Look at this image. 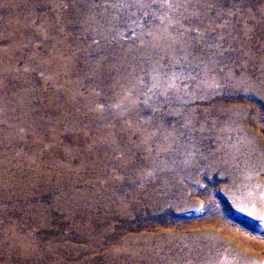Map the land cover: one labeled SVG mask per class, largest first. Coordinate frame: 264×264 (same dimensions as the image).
<instances>
[{"label":"rangeland","instance_id":"374dc122","mask_svg":"<svg viewBox=\"0 0 264 264\" xmlns=\"http://www.w3.org/2000/svg\"><path fill=\"white\" fill-rule=\"evenodd\" d=\"M0 159V264H264V0H0Z\"/></svg>","mask_w":264,"mask_h":264},{"label":"bare ground","instance_id":"6f19581e","mask_svg":"<svg viewBox=\"0 0 264 264\" xmlns=\"http://www.w3.org/2000/svg\"><path fill=\"white\" fill-rule=\"evenodd\" d=\"M59 74H60V73H59ZM19 125H21V122L18 121V122L15 123V125L13 126V128L16 130V128H18ZM0 160H1V159H0ZM9 160H10V159H5V160L2 161V162L5 163V164H7V163H9ZM10 161H11V160H10ZM20 161H21V162H22V161H25V162H22V164H25V165H26V163H28L27 165H29V163H30V162H26V160H22V159H21ZM47 161L50 162L49 160H47ZM2 162H1V163H2ZM37 162H38V161H37ZM45 162H46V161H45ZM1 163H0V165H1ZM19 163H20V162H19ZM31 163H32V162H31ZM43 163H44V162H43ZM46 163H47V162H46ZM9 164H10V163H9ZM10 165H11V164H10ZM38 165H40V163H39ZM1 166H2V165H1ZM36 166H37V165H36ZM49 166H50V164H49ZM22 167H23V166H22ZM27 167H28V166H27ZM46 167H48V166H46ZM2 168H3V167H2ZM18 168H20V167H18ZM30 168H31V167H30ZM0 169H1V168H0ZM4 169H7V168H4ZM28 169H29V168H28ZM37 169H38V168H37ZM21 170H22V169H21ZM21 170H20V171H21ZM41 170H42V169H41ZM41 170H38V171L40 172ZM46 170H47V169H46ZM56 170H57V169H56ZM18 171H19V170H18ZM48 171H49V169H48ZM5 172L8 173V169H7V171H5ZM23 172H24V171H23ZM25 172H26V171H25ZM43 172H44V171H43ZM3 173H4V172H3L2 170H0V174H3ZM20 173H21V172H20ZM26 173H27V172H26ZM29 173H30V172H29ZM29 173H28V174H29ZM32 173H33V172H32ZM9 174H10V172H9ZM24 174H25V173H24ZM24 174H22V175H24ZM34 174H35V173H34ZM38 174H39V173H38ZM18 175H20V174H18ZM18 175H17V176H18ZM30 175H31V174H30ZM32 175H33V174H32ZM32 175H31V176H32ZM35 175H36V174H35ZM6 176H7V175H6ZM25 176H26V175H25ZM39 176H40V175H39ZM8 177H10V176H8ZM8 177H7V179H9ZM28 177H29V176H28ZM40 177H41V176H40ZM61 177H62V176H61ZM4 178H5V177H4ZM34 178H35V177H34ZM47 178H48V177H47ZM47 178H46V179H47ZM0 179H1V178H0ZM24 179H25V178H24ZM43 179H44V178H43ZM51 179H53V178H51ZM51 179H50V180H51ZM57 180H59V179L57 178ZM57 180H55V181H57ZM5 181H6V180H5ZM16 181H18V180H16ZM19 181H20V180H19ZM30 182H32V181H30ZM45 182H46V181H45ZM59 182H60V181H59ZM59 182H57V183H59ZM2 183H3V182H2ZM4 183H5V182H4ZM17 183H18V182L9 181V185H14V184L16 185ZM41 183H42V182H41ZM48 183H49V182H48ZM55 183H56V182H55ZM22 184H23V183H22ZM33 184H34V183H33ZM35 184H36V183H35ZM4 185H5V184H4ZM20 185H21V184H20ZM23 185H25V184H23ZM31 185H32V184H31ZM72 185H74V184H72ZM6 186H7V185H6ZM35 186H36V185H35ZM70 186H71V185H70ZM0 187H2V186L0 185ZM14 187H15V186H14ZM39 187H40V186H39ZM47 187H48V186H47ZM12 188H13V187H12ZM19 189H20V188H19ZM28 189H29V188H28ZM33 189H34V188H33ZM12 190H13V189H12ZM27 191H28V190H27ZM30 191H31V190H30ZM33 191H34V190H33ZM53 247H54V246H53ZM50 248H51V247H50ZM51 249H52V248H51ZM32 251H33V250H32ZM28 252H29V251L25 250V253L30 254V253H28ZM50 253H51V252H50ZM33 254L39 256L40 258H45V257H43L42 255H39V253H38L37 250H35V251L33 252Z\"/></svg>","mask_w":264,"mask_h":264}]
</instances>
